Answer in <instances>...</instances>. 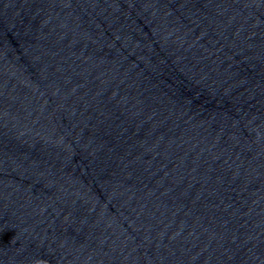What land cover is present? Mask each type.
Masks as SVG:
<instances>
[{
    "label": "water",
    "instance_id": "obj_1",
    "mask_svg": "<svg viewBox=\"0 0 264 264\" xmlns=\"http://www.w3.org/2000/svg\"><path fill=\"white\" fill-rule=\"evenodd\" d=\"M0 264H264V0H0Z\"/></svg>",
    "mask_w": 264,
    "mask_h": 264
}]
</instances>
